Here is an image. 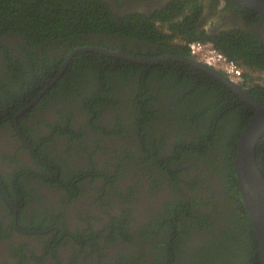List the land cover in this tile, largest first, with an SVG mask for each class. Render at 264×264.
<instances>
[{"label":"trees","instance_id":"trees-1","mask_svg":"<svg viewBox=\"0 0 264 264\" xmlns=\"http://www.w3.org/2000/svg\"><path fill=\"white\" fill-rule=\"evenodd\" d=\"M188 6L189 0H185L176 3L173 12L167 11V7L151 17L142 14L118 17L103 0H0V40H3L0 41V126L13 122L20 110L61 72L69 54L84 47L151 60L163 55L190 58V43L210 42L230 60L245 67L247 78H252L254 72L264 78V46L241 38L239 33L207 34L199 29L198 14L193 8L186 9ZM5 40L18 42L8 44ZM145 41L155 46L150 52L144 49ZM114 82L117 89H113ZM252 83L249 96L264 106V81L257 86ZM164 99L175 106V111L159 112L153 108L155 103H164ZM62 100L78 102L82 111L91 112L86 125L87 132L94 134L96 152L101 150L104 137L121 139L128 149L123 157L116 154L118 160L131 162L135 175L143 167L149 175L152 192L159 191L162 185L171 191L162 209L154 215L149 213L150 219L137 228L142 239L139 244L134 243L136 253L128 257L125 251L120 252L121 263L127 260V264H261L257 237L240 195L235 168L238 139L255 111L240 103L223 82L180 61L150 66L81 51L69 61L57 83L18 120L23 121L39 107L44 109V105L54 101L59 104ZM194 101L202 108L197 109V104L194 113L185 117L176 113L178 105L179 108L189 103L195 105ZM59 106L56 124H50L53 134L46 138L48 143L37 144L39 156L34 157L37 166L46 170L42 173L45 177L68 166L66 162L61 165L52 159L53 151L56 152V147L48 150L52 139L72 136L76 141L80 138L72 129L74 106ZM118 109L128 111L125 123L118 116ZM106 110L119 117L113 128L104 127L100 122ZM174 117L175 128L169 120ZM203 120L207 123H202ZM24 131L31 141L35 139ZM188 131L195 135L189 137ZM63 152L68 154L66 150ZM256 152L264 174V136ZM58 158L63 160L60 155ZM185 163L190 165L184 167ZM90 164L98 172L97 163L91 160ZM123 164L118 168L119 175L123 173ZM192 171L198 174L193 176ZM83 174L75 178L82 181ZM118 174L114 173L109 183L114 184L120 178ZM74 185L79 187L78 182ZM128 211L123 212V218L111 219L108 225L111 232L96 234L97 239L90 236L89 241H84L83 246L92 248L89 257L101 259L100 237L109 242L137 241L130 233ZM217 218L226 220L224 227L211 223ZM49 219V214L45 215L43 225ZM195 229L200 234L197 242L191 235ZM90 230L93 231L92 224ZM151 232L155 235L153 243L149 239ZM202 232L207 234L205 239ZM77 236L81 240V235ZM184 236L193 242L192 246L187 245ZM182 243L187 246L184 251ZM81 253H86L84 247Z\"/></svg>","mask_w":264,"mask_h":264},{"label":"flooded vegetation","instance_id":"flooded-vegetation-1","mask_svg":"<svg viewBox=\"0 0 264 264\" xmlns=\"http://www.w3.org/2000/svg\"><path fill=\"white\" fill-rule=\"evenodd\" d=\"M103 1L109 4L112 12L118 17L133 14L151 17V15L155 16V12H161L167 7V11L173 12L175 4H180L185 0ZM189 7L198 14L199 29L207 34L217 36L223 33H239L241 38L264 46L263 14L239 9L236 3L229 0H189V6L186 9ZM6 42L14 44L18 40H5ZM144 43V49L148 52L155 47L152 43L146 41ZM169 56L180 55H163L156 59ZM166 61L171 60L162 62ZM239 63L243 62L240 61ZM155 64L143 65L152 66ZM242 68L248 72L245 67ZM245 72L243 74L244 81L241 84H235L226 78L229 83L235 84L248 94L250 82L257 86L264 81V78H260L258 72H254L252 78H247ZM59 74L37 98L20 110L13 122H7L4 126H0V264H41V262L44 264H123L124 261L121 263L120 252L125 251L128 257L136 253L137 246L134 243L139 244L140 239H142V236L137 234V228L146 224L147 219H150L149 213L154 215L162 209V204L169 198L171 191L167 188L168 186L162 185L159 191L152 192L150 189L152 185L148 182L149 175L143 170V167L140 166L138 174L135 175L131 162L126 161L124 163V161L118 160L116 154L123 157L128 149L121 139L104 137L101 142V150L96 152V146L92 140L94 134L91 131L87 132L88 127L86 125L87 115L92 116V114L90 111H87V114L82 111V106H77L78 102L69 103L67 100H62L58 104L57 101H54L50 105H44L46 106L44 109L39 107L38 110L25 117L23 121L18 120L19 117L36 106L41 97L57 83L62 77L58 78ZM219 80L236 94L240 103L249 105L225 81ZM113 89H117L115 82ZM163 96L168 97V95ZM61 104L74 106L72 129L80 138L76 141H73L72 136H57L52 139L48 145L49 151H53L56 147L52 159L61 165L66 162L68 166L64 167L63 170L57 169L49 175L47 173V177H45L42 173L46 170L37 166L38 161L34 157L39 156L36 152L38 146L48 143L46 138L53 134L50 124L53 122V125L56 124L57 111L61 108L59 106ZM194 104H184L181 108L178 105L176 113L180 117L192 115L199 103L194 101ZM52 106L55 107V110L52 109ZM153 108L159 112L175 111V106L170 102L166 103L165 99L162 104L160 102L155 103ZM198 108H202L200 104ZM127 112L126 109L123 111L118 109V116L124 120V123L128 119ZM119 117L106 110L103 112L100 122L104 127L113 128ZM169 120L174 122L171 126L175 128V117ZM19 123H21L20 126ZM202 123L206 124L207 121L203 120ZM24 130L30 135L32 134L35 139L31 141ZM187 134L189 137L195 135L192 131H188ZM71 141L73 142L69 146L68 143ZM37 144L39 145L37 146ZM65 150L68 154H64L63 151ZM135 152L137 151L135 150ZM58 155L63 159L62 161ZM91 160L97 163L98 172L92 168ZM43 163L46 164L45 161ZM122 164L124 165L123 173L119 175L118 168ZM189 165L185 163L184 167ZM78 167L82 168L78 169ZM127 169L130 171L127 176H124ZM201 169L207 171L206 167L201 166ZM82 172H84L83 177H85L82 181L75 178L77 174ZM114 173L118 174L120 178L111 184L109 182ZM191 174L196 176L198 173L192 171ZM206 175L208 174L205 173ZM77 182L78 188L74 185ZM183 189L188 192L187 188L183 187ZM149 190L151 191L149 192ZM126 201H130V204H127ZM138 202L141 203L140 206L136 205ZM137 206L138 209L134 212ZM223 208L226 209V206ZM126 210H129L130 215V233L137 238V241L125 242L124 239H120L116 242H109L107 238L100 237L98 243L101 248L98 251H100L99 255H102L101 259L89 257L92 248L91 246H83L84 241H89L90 236L97 239L96 234L111 232V225L108 226L111 219L123 218V212ZM47 214H49L50 219L47 224L43 225L44 217ZM134 217L135 221L132 220ZM57 222L60 224L57 225ZM224 222H226L224 218L211 221L219 228L224 227ZM91 224L93 231L90 230ZM152 232L149 239L153 243L155 235ZM77 234L81 235V240L78 239ZM191 235L197 242V238L200 237L198 231L195 229ZM206 236L205 232L203 239ZM184 241L187 245H193L188 236H184ZM199 245H201V241ZM180 246L182 251L187 249L183 243ZM83 247L86 249V253H81ZM46 257L47 259L42 261ZM124 264H127V260Z\"/></svg>","mask_w":264,"mask_h":264},{"label":"water","instance_id":"water-1","mask_svg":"<svg viewBox=\"0 0 264 264\" xmlns=\"http://www.w3.org/2000/svg\"><path fill=\"white\" fill-rule=\"evenodd\" d=\"M224 1V0H223ZM251 11L264 15V0H229ZM81 51H94L104 54L108 57L122 58L139 64H155L165 60H176L186 64H190L211 75L225 81L235 90L241 99L247 102L255 110L254 116L244 127L237 142L235 152V168L236 178L239 184L240 195L247 210L250 222L255 230L258 247L260 252V263L264 264V174L259 168L257 162V146L261 138L264 136V106L256 102L248 96L247 92L227 81L226 76L209 67L202 62L184 56H169L155 60L138 59L130 55L121 54L96 47H84L73 50L58 76H63L69 61L74 55Z\"/></svg>","mask_w":264,"mask_h":264},{"label":"built area","instance_id":"built-area-1","mask_svg":"<svg viewBox=\"0 0 264 264\" xmlns=\"http://www.w3.org/2000/svg\"><path fill=\"white\" fill-rule=\"evenodd\" d=\"M189 53L192 58L223 73L235 84H241L244 81L243 68L217 50L210 42L195 41L190 43Z\"/></svg>","mask_w":264,"mask_h":264},{"label":"clouds","instance_id":"clouds-1","mask_svg":"<svg viewBox=\"0 0 264 264\" xmlns=\"http://www.w3.org/2000/svg\"><path fill=\"white\" fill-rule=\"evenodd\" d=\"M190 58H192V57H190ZM194 59V58H193Z\"/></svg>","mask_w":264,"mask_h":264}]
</instances>
